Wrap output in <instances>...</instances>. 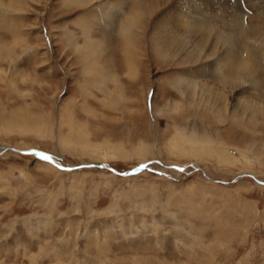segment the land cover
<instances>
[{"label": "rangeland", "instance_id": "1", "mask_svg": "<svg viewBox=\"0 0 264 264\" xmlns=\"http://www.w3.org/2000/svg\"><path fill=\"white\" fill-rule=\"evenodd\" d=\"M0 264H264V0H0Z\"/></svg>", "mask_w": 264, "mask_h": 264}, {"label": "bare ground", "instance_id": "2", "mask_svg": "<svg viewBox=\"0 0 264 264\" xmlns=\"http://www.w3.org/2000/svg\"><path fill=\"white\" fill-rule=\"evenodd\" d=\"M231 4V3H230ZM4 47V46H3ZM241 53V52H240ZM238 55V52L236 53ZM234 52L232 53L233 56H230V61H233L232 59H234V61L232 62V64L230 65V69L235 70L238 72L239 74H243L241 75H254V73L256 72V70L254 69V65H255V61H252V58H250L248 60L247 64H241L242 61L240 60V58L236 55ZM242 55V54H241ZM257 65V64H256ZM242 67V69L240 68ZM242 70V71H241ZM245 73V74H244ZM251 77V76H250ZM229 160H231V158H229ZM231 162L233 163V160H231ZM235 163V162H234Z\"/></svg>", "mask_w": 264, "mask_h": 264}, {"label": "snow or ice", "instance_id": "3", "mask_svg": "<svg viewBox=\"0 0 264 264\" xmlns=\"http://www.w3.org/2000/svg\"><path fill=\"white\" fill-rule=\"evenodd\" d=\"M41 156L42 159H45V160H50L51 158L47 155H44V154H38ZM144 167H147L146 165Z\"/></svg>", "mask_w": 264, "mask_h": 264}]
</instances>
